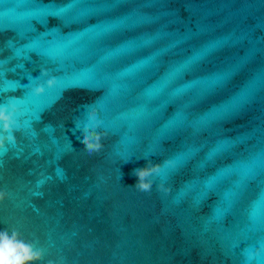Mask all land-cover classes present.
Returning a JSON list of instances; mask_svg holds the SVG:
<instances>
[{"label":"water","instance_id":"water-1","mask_svg":"<svg viewBox=\"0 0 264 264\" xmlns=\"http://www.w3.org/2000/svg\"><path fill=\"white\" fill-rule=\"evenodd\" d=\"M26 32L0 62V231L39 264H264V0H0L4 51Z\"/></svg>","mask_w":264,"mask_h":264},{"label":"clouds","instance_id":"clouds-1","mask_svg":"<svg viewBox=\"0 0 264 264\" xmlns=\"http://www.w3.org/2000/svg\"><path fill=\"white\" fill-rule=\"evenodd\" d=\"M44 76H48V72L45 70L42 72ZM57 84V79L52 77L47 81V87L53 88ZM33 92L36 96H42L45 94V87L37 85ZM87 107V106H86ZM19 108L16 105L5 104L0 106V125H2L3 133L0 135V150L7 153V144L16 143V127L17 121L15 119ZM88 120L94 121V124H90L87 120L78 125L81 130L82 143L84 150L89 155L93 153H99L104 148L103 139L108 136L105 131L96 130L99 128V121H97V110L92 109L87 112ZM164 163H170L165 161ZM162 169V164H153L149 162L148 166L135 169L134 175L138 178L136 184L132 187L142 192H150L153 187L154 181L151 177L154 174H159ZM165 191L170 189H164V185L159 186ZM8 198L7 192H0V203H3ZM261 249H257L255 252L249 253V259H255L260 254ZM44 260L43 250L37 249L34 243L26 242L20 239V234L16 231L9 232L8 230L0 231V264H39ZM46 264H57L56 260L49 259Z\"/></svg>","mask_w":264,"mask_h":264},{"label":"snow or ice","instance_id":"snow-or-ice-1","mask_svg":"<svg viewBox=\"0 0 264 264\" xmlns=\"http://www.w3.org/2000/svg\"><path fill=\"white\" fill-rule=\"evenodd\" d=\"M47 17H51V18L59 17V18L63 19L61 16H57L55 14H49ZM34 21H35V19H34ZM35 35L36 34H34L32 32L24 33L22 37H17L15 40H13L11 42V44L8 45L7 51H4L3 44H0V62H3V60L6 57H11L12 58V62L16 63L18 58L16 56V51L15 50L17 48H22L25 45V43L27 42L25 37L32 38ZM30 55L31 56L36 55L35 51L31 52ZM4 81H5L4 74L0 75V86H4ZM10 93H13V92H11V91L4 92L2 96L6 97V98L14 96V95H9Z\"/></svg>","mask_w":264,"mask_h":264}]
</instances>
